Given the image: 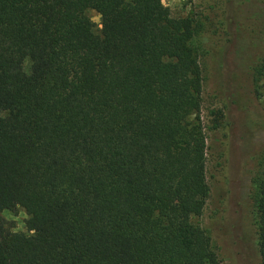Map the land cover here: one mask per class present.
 Here are the masks:
<instances>
[{
    "label": "trees",
    "instance_id": "trees-1",
    "mask_svg": "<svg viewBox=\"0 0 264 264\" xmlns=\"http://www.w3.org/2000/svg\"><path fill=\"white\" fill-rule=\"evenodd\" d=\"M163 1L0 0V214L27 216L24 233L0 215V264H221L193 221L209 193L193 20ZM253 72L264 88V57ZM255 188L264 264V171Z\"/></svg>",
    "mask_w": 264,
    "mask_h": 264
},
{
    "label": "rangeland",
    "instance_id": "rangeland-1",
    "mask_svg": "<svg viewBox=\"0 0 264 264\" xmlns=\"http://www.w3.org/2000/svg\"><path fill=\"white\" fill-rule=\"evenodd\" d=\"M163 5L172 18L193 20L192 47L202 77L209 193L193 221L208 235L221 264H261L255 187L264 171V88L256 89L262 82L253 80V70L264 57L262 1L167 0ZM87 14L98 31L100 16L93 10ZM0 215L13 231L27 232L22 209Z\"/></svg>",
    "mask_w": 264,
    "mask_h": 264
}]
</instances>
